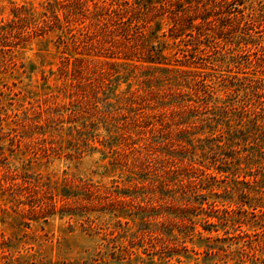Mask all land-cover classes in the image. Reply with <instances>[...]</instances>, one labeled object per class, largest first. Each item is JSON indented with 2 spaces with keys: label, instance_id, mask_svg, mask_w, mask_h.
<instances>
[{
  "label": "rangeland",
  "instance_id": "1",
  "mask_svg": "<svg viewBox=\"0 0 264 264\" xmlns=\"http://www.w3.org/2000/svg\"><path fill=\"white\" fill-rule=\"evenodd\" d=\"M97 6L98 0H0V264H264V153L250 143L256 141L254 135H262L257 140L263 143L260 117L255 122L233 114L230 124L213 122V129L191 135L194 155L179 154L202 160L214 173L236 158L235 178L243 182L230 175L228 184L217 181L211 191L198 174L204 183L197 193L175 192L180 201H198L201 193L210 202L217 200L215 217H207L211 208L206 201L197 215L188 213L195 223L163 225V219L144 221L124 214L123 222H117L108 213L129 211L131 204L104 203L105 186L125 187L130 178H144L130 169L132 159L128 164L118 154L122 165L113 163L115 150L126 148L115 125L117 110L126 106L119 96L108 101L99 80L102 59L95 53L114 54L123 45L104 32L101 38L92 36L89 49L95 53L82 42L75 47L74 34L79 35L80 24L86 25L82 18ZM86 22L90 30L99 28ZM135 72L114 84L118 92L147 85L141 75L149 71ZM209 130L221 136L220 148L210 150L212 144L200 139ZM115 188L112 197L115 191L127 192ZM241 192L253 198L242 209ZM206 227L220 229L210 232Z\"/></svg>",
  "mask_w": 264,
  "mask_h": 264
},
{
  "label": "trees",
  "instance_id": "2",
  "mask_svg": "<svg viewBox=\"0 0 264 264\" xmlns=\"http://www.w3.org/2000/svg\"><path fill=\"white\" fill-rule=\"evenodd\" d=\"M82 19L86 25L80 24L79 35L74 34L76 50L82 42L95 53L89 49L93 45L92 36L101 38L104 32H109L112 42L123 45L114 54L95 53L97 59H102L99 80L108 101L110 96H119L118 101L126 106L125 111L117 110L120 118L115 124L126 148L115 150L113 163L122 165L118 154L128 164L132 159L130 169L144 178L142 182L130 178L125 187L110 185L127 191H115L113 197L112 189L105 186L104 191L109 192L104 193L107 195L104 203L131 204L129 211L108 213L117 217V222H123L121 214H124L144 221L163 219V225L167 221L195 223L188 213L197 215L196 211L203 210L206 201L211 208L207 217H215L214 213L219 212L217 200L210 202L207 194L201 193L197 194L198 201L189 198L180 201L175 192L197 193L198 185L204 183L198 174L204 176L206 189L211 191L217 181L228 184L230 175L234 177L232 180L243 182L235 178L236 158L217 166L214 173L202 160L184 159L179 154L194 155L191 135L205 133L208 127L213 129V122L219 125L223 119L229 123L233 114L255 122L258 117L264 119V0H98L97 10ZM86 20L99 28L90 30ZM76 68L74 65L72 69L76 72ZM205 68L227 73L220 75ZM137 69L149 71L141 75L147 85L118 92L114 84L117 86L121 77L135 76ZM148 106L151 111L146 110ZM206 113L211 115L205 116ZM256 126L257 134L262 125ZM213 131L209 130L207 137H198L212 144L210 150L220 148L222 142L221 136H215ZM261 136L254 135L256 141L250 143L264 153V140L263 143L257 140H262ZM142 190L146 191L138 194ZM248 195L251 193L239 194L240 209L251 204L253 198ZM252 206L258 208L259 202ZM63 211L69 213L67 209ZM181 213L182 217L177 218ZM206 229L212 232L220 228Z\"/></svg>",
  "mask_w": 264,
  "mask_h": 264
}]
</instances>
